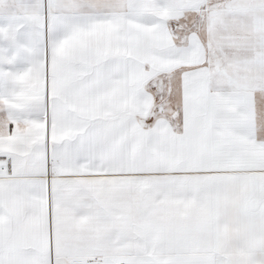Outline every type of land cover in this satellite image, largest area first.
<instances>
[{
	"label": "snow or ice",
	"instance_id": "snow-or-ice-1",
	"mask_svg": "<svg viewBox=\"0 0 264 264\" xmlns=\"http://www.w3.org/2000/svg\"><path fill=\"white\" fill-rule=\"evenodd\" d=\"M0 264H264V0H0Z\"/></svg>",
	"mask_w": 264,
	"mask_h": 264
}]
</instances>
